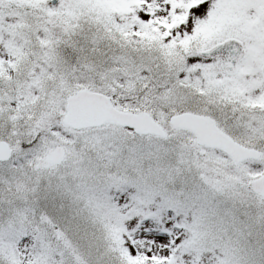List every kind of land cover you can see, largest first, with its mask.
Returning a JSON list of instances; mask_svg holds the SVG:
<instances>
[{
	"label": "snow or ice",
	"instance_id": "obj_1",
	"mask_svg": "<svg viewBox=\"0 0 264 264\" xmlns=\"http://www.w3.org/2000/svg\"><path fill=\"white\" fill-rule=\"evenodd\" d=\"M0 264H264V0H0Z\"/></svg>",
	"mask_w": 264,
	"mask_h": 264
}]
</instances>
